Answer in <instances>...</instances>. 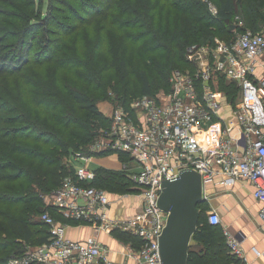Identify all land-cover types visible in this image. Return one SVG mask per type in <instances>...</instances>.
Here are the masks:
<instances>
[{
    "label": "trees",
    "instance_id": "trees-1",
    "mask_svg": "<svg viewBox=\"0 0 264 264\" xmlns=\"http://www.w3.org/2000/svg\"><path fill=\"white\" fill-rule=\"evenodd\" d=\"M97 1L98 5L90 0H49L48 14L41 18L36 0H0V43L7 46H0V114L9 110L7 120L0 116V264L48 242L49 226L41 220L44 213L50 212L59 223L64 219L44 195L59 188L66 177H75V171L63 163L66 155L70 151L91 157L109 153L90 150L100 130L111 126L91 95L104 84L112 85L111 79L105 82L99 76L113 69L120 82L125 81L128 56L134 52L143 59L147 56L162 73L160 52L174 50V62L184 65L180 70L190 68L187 48L201 40L200 45L214 44V30L221 25L223 38L230 41L237 15L252 31L264 28V0H215L217 17L201 0ZM55 13H65L63 18L72 25L58 20ZM47 22L55 28H47ZM42 29L47 35L42 43L29 41ZM141 40L146 42L139 46ZM172 73L165 74L161 92L170 91ZM140 79L141 96L160 93L153 91L145 65ZM237 89V84L222 79L220 90L228 96ZM129 96L126 91L119 100L126 104ZM21 124H30V129ZM46 135L50 137L45 139ZM121 160L129 158L121 154ZM96 174L92 185L106 191L122 193L126 186L134 187L122 172L102 168ZM198 208L193 243L203 249L191 248L187 264L239 263L227 248L222 228L208 223L207 205ZM117 236L126 243H141L130 234Z\"/></svg>",
    "mask_w": 264,
    "mask_h": 264
},
{
    "label": "built area",
    "instance_id": "built-area-1",
    "mask_svg": "<svg viewBox=\"0 0 264 264\" xmlns=\"http://www.w3.org/2000/svg\"><path fill=\"white\" fill-rule=\"evenodd\" d=\"M209 9L217 17V8L211 4ZM232 26L230 41L216 38L212 45L189 46L190 68L172 73L170 91L144 95L129 107L117 108L111 126L102 130L105 140L90 148L128 156L127 161L119 158V171L133 182L131 197L141 201V211L129 218H111V196L92 185L97 174L85 165L48 197L69 221L86 223L97 232L120 229L137 238L141 243L129 255L136 264H163L160 239L169 214L159 206L162 184L177 180L186 170L200 174L203 195L217 182L228 186L239 179L250 181L264 225V33L246 28L238 15ZM222 79L237 84V108L220 90ZM91 159L77 153V161ZM41 220L49 226L48 242L28 247L8 264L109 263V249L97 237L74 241L67 236V226L49 212ZM207 221L218 226L221 219L212 211ZM224 236L231 255L248 264L242 238L226 230Z\"/></svg>",
    "mask_w": 264,
    "mask_h": 264
},
{
    "label": "crops",
    "instance_id": "crops-1",
    "mask_svg": "<svg viewBox=\"0 0 264 264\" xmlns=\"http://www.w3.org/2000/svg\"><path fill=\"white\" fill-rule=\"evenodd\" d=\"M119 158H121L120 155L109 152L104 156H94L87 163L76 161V163H73L74 171L82 165L87 166L90 170L95 171V173L102 168L119 171L121 164ZM254 189L253 184L244 179H239L228 186L217 182L206 188L205 195H207V200L203 203L208 208L206 215L212 211L219 214L221 222L218 226L222 228L223 233L226 230L242 238V247L248 264H264V225L259 218L261 203L254 197ZM111 201L112 204L108 211L111 218H129L132 214L142 209L139 199L133 198L128 203H125L124 207L122 205L118 206L117 200L111 199ZM48 203L50 204V200H48ZM54 209L57 210L56 208ZM63 218L60 220V223L67 226L68 238L74 241L84 242L90 237H97L109 249L108 264H136L129 255L133 251L132 247H137L139 244L134 242L121 243L118 241V232H123L122 230L114 229L111 232H97L91 225L77 223L69 221L65 217ZM191 248L195 251H201L203 249L197 243H193ZM254 250L259 251L261 254L259 256L256 255ZM240 263L241 260L237 264ZM93 264L105 263L97 260Z\"/></svg>",
    "mask_w": 264,
    "mask_h": 264
},
{
    "label": "rangeland",
    "instance_id": "rangeland-1",
    "mask_svg": "<svg viewBox=\"0 0 264 264\" xmlns=\"http://www.w3.org/2000/svg\"><path fill=\"white\" fill-rule=\"evenodd\" d=\"M92 3H95V4H99V1L97 0H90ZM215 0H201V2H207L208 3V7L212 4L215 6V3H214ZM36 4H37V8L38 10L40 11V14H41V18H45L48 14V11H49V0H36ZM76 7H79L80 4L76 3L74 4ZM216 7V6H215ZM211 12V11H210ZM212 13V12H211ZM263 13H264V10H263ZM65 13H55L53 16L54 17H57L58 20L60 21H65V22H69L71 25H72V21H68L66 19H64L63 17H65L64 15ZM67 15V14H66ZM213 16V14H211ZM214 17V16H213ZM52 20V19H51ZM50 21V20H49ZM1 25H3V22L0 20V27ZM47 28H55V25L52 23L50 24L49 22H47V25H46ZM46 29V28H44ZM44 29H42L41 31H38V32H35L33 33L30 38H29V41H33V42H38V43H42L43 41V38L47 37L46 33L44 32ZM222 29H223V26H217L216 29L214 30L215 34L213 35L214 37V41L216 38L218 39H221V40H225L227 38H223L224 37V33H222ZM264 30V28H263ZM255 31V32H258V33H264V31ZM136 31L134 32H131L132 33H135ZM96 37V35H93ZM213 40V38L211 39ZM209 41V39H208ZM207 41V42H208ZM213 41V42H214ZM146 41H143L141 40L139 42V46L143 45ZM203 41H197V43H194L193 45H200V44H203L202 43ZM96 43V42H95ZM205 44V43H204ZM0 46L5 49V47H7L5 45V43L1 42L0 43ZM44 46V44H43ZM170 47H172V45H170ZM160 56H161V64L163 66V71L161 73V70H158L157 68H155L153 66V63L152 61H147V56L145 59H143L142 57V54H139V53H131L129 56H128V70H129V76L127 77V79L123 82H120V78H119V74L116 70H109L106 72L105 75L103 76H99V79H102L104 80L105 82H107V80H110L112 81V85L111 86H103V89L101 91H99L98 89L96 90L95 93L91 94L93 95V97L96 98V103H97V106H98V109L105 115V117H107L111 122H112V115H113V112L117 109V108H120V107H123L124 105H126L125 107H129L131 106L133 103H135L140 97H141V79H140V70H141V67L142 65H145L146 67V72H147V75L149 76L150 78V81L153 85V91L156 92V91H163V84H164V77H165V74L169 75V73L172 71H176L178 69H181L184 67V65H182V63H175L174 62V53L175 51L172 50V54L171 53H167V52H160ZM149 57V56H148ZM8 63H10V61L8 60ZM164 72V74H163ZM80 73H83L84 72H80ZM88 77V76H87ZM10 83H12V81H10ZM15 84V83H14ZM221 87V86H220ZM94 89H96V87H93ZM83 89V88H82ZM87 90V89H85ZM89 91V90H87ZM128 92L130 94V96L127 98V102L126 104H123L120 100H119V97H121V95L124 93V92ZM90 92V91H89ZM120 94V95H118ZM159 94V92H158ZM235 96V97H234ZM240 90L236 91V93L234 92V94H230L229 96L227 95V101H228V104L233 107V108H237L239 102H240ZM2 102V101H0ZM9 110H7L4 114H0V116H2V119H6L7 120V116ZM19 125H15V124H11V127L12 128H16L18 127ZM20 126H23L25 129H30V124H21ZM2 127V126H0ZM104 130V129H102ZM102 130L101 131V134L100 136L96 137L93 141H91V145L90 147L92 146H95L96 142L97 141H104V135L102 133ZM30 131L31 130H28L27 132L30 134ZM46 132H49L52 134V131L51 130H47ZM27 133V134H28ZM35 135H37L36 133H34ZM50 134V135H51ZM54 135V134H52ZM50 136L49 135H46L45 139H48ZM18 139V138H17ZM82 152V150H81ZM77 159V154L76 152L72 153V151H70L66 157L63 159V163H65L68 167H70L72 169V171L74 172V164L73 163H76V160ZM120 172V171H119ZM126 191L125 192H116V191H111V190H108L110 196H111V199L113 200H117L118 202V206L122 205V207H124L125 203H128L129 201H131L133 198L131 197L132 195V191L134 190L133 186H126ZM54 191H52L53 193ZM52 193H48L46 195H44V200L46 202H48V197H50L52 195ZM120 210V208H119ZM50 213V212H49ZM51 214V213H50ZM40 219V218H39ZM120 231V230H119ZM121 232V231H120ZM122 234L125 233V232H121ZM126 234V233H125ZM121 243H125V239H123L122 237L120 238L119 237V240ZM15 257V256H14Z\"/></svg>",
    "mask_w": 264,
    "mask_h": 264
},
{
    "label": "water",
    "instance_id": "water-1",
    "mask_svg": "<svg viewBox=\"0 0 264 264\" xmlns=\"http://www.w3.org/2000/svg\"><path fill=\"white\" fill-rule=\"evenodd\" d=\"M234 29L232 26L231 31ZM205 201L201 176L196 171L186 170L177 180L163 182L159 206L169 214L160 239L163 264L188 263L200 219L198 206Z\"/></svg>",
    "mask_w": 264,
    "mask_h": 264
}]
</instances>
